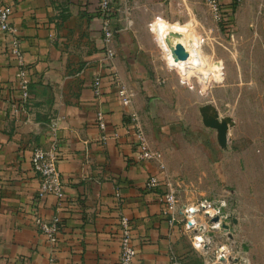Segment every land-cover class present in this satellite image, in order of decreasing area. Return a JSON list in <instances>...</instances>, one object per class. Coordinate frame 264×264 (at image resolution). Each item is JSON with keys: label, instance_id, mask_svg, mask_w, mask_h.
I'll list each match as a JSON object with an SVG mask.
<instances>
[{"label": "crops", "instance_id": "1", "mask_svg": "<svg viewBox=\"0 0 264 264\" xmlns=\"http://www.w3.org/2000/svg\"><path fill=\"white\" fill-rule=\"evenodd\" d=\"M99 2L0 0L12 8L11 23L21 38L31 92L27 113H14L11 102L20 99L18 67L9 50V39L0 35V264H48L49 246L35 222H50L57 216L61 221L57 264H119L120 214L133 224L134 264H169L171 251L183 254V243L191 242L180 226L171 227L164 215L162 188L146 189L147 180L159 173L158 164L139 159L131 114L139 117L151 149L162 153L181 202L198 201L204 192L201 182L214 179L212 167L203 166L220 161L223 180L236 179L233 172L241 177V168L236 171L233 166L245 165V181L237 185L239 191L229 194L235 202V207L231 206L236 214L234 232L251 222L244 215L246 211L264 212V192L258 191L264 188V44L244 45L238 50L243 56L239 68L244 86L236 91L221 86L215 91L221 105L232 110L235 121L227 146L221 147L217 130L199 125L196 115L187 130L180 122L165 123L163 118L170 111L165 103L179 99L171 101L149 71L156 62V48L176 31L164 23L185 26L188 36L198 42L203 58L209 60L201 50V38L187 28L192 24L197 27L198 1L138 0L128 19L123 12L117 14L116 56L111 64L104 61ZM222 2L229 4L231 0ZM260 7L264 10V5ZM224 12L228 20L232 14H226L229 9ZM236 19L238 30L254 32L264 42V35L255 28L254 12L247 16L240 13ZM155 20L159 27L154 33ZM228 51L227 47L219 55L229 58ZM216 54L211 50L208 56L214 58ZM175 58L189 62L179 61L183 59L177 53ZM197 62L192 60L191 65L197 67ZM252 69L260 75L255 78L254 92L247 86L251 85L248 74ZM191 73L209 79L207 70ZM115 75L133 94L129 108L121 104ZM96 78L101 80L99 99L93 90ZM99 110L105 114L106 142L101 140L96 121ZM54 121L55 135L51 130ZM213 134L218 146H209L205 140ZM188 135L192 142L182 145ZM200 135H206L205 139ZM54 142L61 155L58 167L65 184L62 202L51 195L38 197L40 180L31 163L35 148L49 149ZM214 148L221 151L217 156ZM258 172L262 180L256 176ZM192 179L197 183L188 186L185 182ZM242 188L247 191L242 192Z\"/></svg>", "mask_w": 264, "mask_h": 264}, {"label": "rangeland", "instance_id": "2", "mask_svg": "<svg viewBox=\"0 0 264 264\" xmlns=\"http://www.w3.org/2000/svg\"><path fill=\"white\" fill-rule=\"evenodd\" d=\"M197 1L199 22L197 24V27L192 24L191 26H187V28L193 34L197 35V37L201 38V50L204 56L208 57L209 60H205L200 53L198 46L191 43L190 39H195L193 37L191 38V36H188L189 31L185 29V26L162 22L171 27L173 30H176L172 31L175 33L170 32L171 30L168 32V34L172 33L173 35H179L177 37L172 36L173 38L175 37L176 39L178 38L177 40L186 41V44H188V46L190 47L191 55L190 57L184 58L183 60L179 59V61L188 59L189 62L184 61L186 62L185 64L178 62V59L176 60L175 57L170 52H168L166 47L163 45L164 42H162L163 44H160L159 46L162 47L166 53H164V50L160 47L156 48V62L151 64L149 71L155 79L158 78V80L160 81V87L165 89L166 96H169L171 101L176 100V98L179 99L175 102L169 101L165 103V105L170 109L167 117L163 118L165 123L180 122L185 125L184 127H186L187 130L192 124H194L195 117L197 118V123L199 125L205 126V116L208 115L209 117L215 116L222 121H227L230 124V128H233L235 126V121L232 116L233 112L232 110H230V108H226L224 107V105H221L219 97L217 98L215 91L221 86H228V89H230L231 91H236V88L242 85L243 80L245 81L244 77L240 79V76L242 77V74L239 68V62H243V56L242 53L238 52V50H241L244 45H257L259 43L264 44V42L262 43L259 37L255 36L254 32L252 33L250 31H247L245 34L242 33L241 30H238L236 18L240 17V13H245L247 16L248 12H254L255 28L260 35H264V10L260 9V6L264 5V0H231L230 3H232L233 8L229 9V13L232 15L228 20L224 19V22L222 23H217L213 19L211 12L209 11V8L207 6V0ZM167 8L168 7H165V10L168 12ZM223 15H225L224 11ZM248 19H246V26L249 24ZM152 25L153 32L155 33V30L159 27V22H156L155 20L153 21ZM180 28L185 30L184 34L183 31L180 30ZM235 28L237 29L235 30ZM231 29L234 30L231 31ZM228 30L229 32H226ZM230 35L234 36V40H230ZM169 36H167L168 42ZM180 36L183 38H181ZM175 38L173 39V41H176ZM227 47L230 50V52L228 51L229 58L224 59L219 54L220 52H222V50L227 51ZM211 50L217 53L214 58L208 56V53ZM160 58H162L163 61ZM195 59L198 60L197 66H206L205 70H207L209 74L208 81L200 76H196L191 73L196 72L190 67L191 61H195ZM248 75V79L251 85L247 86L253 89L252 92H254V89L257 88L254 85L255 78H258L260 75L258 73L256 74L253 69L249 71ZM221 77L222 80H224L218 82L217 80ZM169 78H171L172 82L169 81ZM190 109L192 110L190 111ZM200 136H204L205 139L206 135ZM204 139L200 137L199 140ZM174 140V142L177 144L182 143L183 141L182 145H187L188 143L190 144L192 142V140L189 139V135L188 138H184L182 141L179 139ZM205 140H207L209 146H218L215 134ZM213 152L214 155L217 156L221 151L220 149L214 148ZM211 167L214 172V179L206 183L201 182V190H203L204 192L196 199H223L230 197L231 206L235 207V202L229 194L232 190L237 189L239 191L237 185L239 184V182L243 183L245 181V165L237 164L233 166L234 168H236V171L237 169L239 170V168H241L242 170L241 177H237V174L231 170V174L233 172V176H236V179L234 180H223L221 178L220 161H216L212 165L203 166L204 169ZM192 175H194L193 177L195 178L196 173H193ZM256 176H258V179L260 180L262 175L260 174V172H258ZM185 183L190 186L192 183L196 184L197 182L196 179H192L186 181ZM246 189L247 188H242V192H246ZM258 191L264 192V188H260ZM185 199V197H182V200ZM244 215L247 216V218L250 219L251 222H248L245 228L241 229L237 227V230L234 232V243L232 245L233 248L231 252L232 258L238 257L240 260H242L243 264H264V212L250 213L249 211H246ZM186 241L187 240H185V242L183 243V254H177L182 264H213L214 260L212 256V250H210L208 254L204 252H198L192 247L190 243H188V241ZM216 247H218L217 243L214 244L212 249L214 250ZM231 263L233 264L234 261Z\"/></svg>", "mask_w": 264, "mask_h": 264}, {"label": "built area", "instance_id": "3", "mask_svg": "<svg viewBox=\"0 0 264 264\" xmlns=\"http://www.w3.org/2000/svg\"><path fill=\"white\" fill-rule=\"evenodd\" d=\"M137 1L118 0L117 2L115 0H100L99 2L98 10L102 17L101 34L105 54L104 61L108 64H111L116 56L114 41L118 30L114 26V19L121 12H123L124 18L128 19ZM207 6L217 23L224 22L225 18L221 7V0H207ZM11 16L12 8L0 3V35L9 39V50L14 56L18 67L17 78L20 99L18 102H11V107L14 113L20 114L27 113L30 106L31 92L30 82L27 78L25 54L21 48V38L18 30L11 23ZM160 48L163 49L162 47ZM164 53H166L165 50ZM115 76L119 87L118 95L121 104L125 108H129L132 105L133 94L122 83L121 79L117 75ZM93 90L95 97L99 99L102 96L101 80L99 78L95 79ZM1 103H3V100L0 98ZM131 116L135 125L139 159L157 162L158 164L159 173L152 175L147 180L146 189L154 191L162 188L163 213L167 216L170 226L179 225L182 234L190 239L191 245L196 251L208 254L212 250L213 264H232L231 262L233 261V264H241V260L238 257L232 258L231 253L234 243L233 235L236 214L231 210L230 200L228 198H205L192 203L181 202L174 180L167 175L162 153L151 149L140 124L139 117L136 114H131ZM96 121L101 132V140L106 142L108 140L106 135L107 124L102 110L97 111ZM51 130L55 135L57 132L56 121L51 124ZM60 160L61 155L56 142L49 149L37 147L33 150L31 163L33 170L40 180L39 198L51 195L56 197L59 202L65 200V184L58 167ZM60 224L61 221L58 216L50 222H44L40 219H36L35 222L38 232L43 236L46 245L49 246L48 264H57L56 244L58 243ZM119 227V264H134L137 253L132 239L133 224L127 216L120 214ZM215 243L218 244V247L213 250L212 247ZM169 264H182L179 257L173 251L170 252Z\"/></svg>", "mask_w": 264, "mask_h": 264}, {"label": "bare ground", "instance_id": "4", "mask_svg": "<svg viewBox=\"0 0 264 264\" xmlns=\"http://www.w3.org/2000/svg\"><path fill=\"white\" fill-rule=\"evenodd\" d=\"M167 31V30H166ZM156 36V35H155ZM172 36H175V37H177V36H179V35H170L169 36V42L167 41L168 39L165 37V39H164V46L166 47V49L168 50V52H170L174 57L176 56V53L177 54H179L180 55V58L181 59H184V58H182V57H185V58H187V57H190V55H191V50H190V47L188 46V44H186V41H181V40H177L175 37V39H176V41L174 40L173 41V37ZM181 37V36H180ZM181 38H183V37H181ZM157 39V38H156ZM158 41V40H157ZM190 41H191V43L192 44H194V45H196V46H198V43L196 42V40H191L190 39ZM159 43V42H158ZM175 43H176V45H175ZM192 48V47H191ZM180 50V51H179ZM176 59V58H175ZM174 61V60H173ZM183 63H186V62H183ZM201 64V63H200ZM174 65V64H173ZM194 71H196V72H204L205 71V66H197V67H195V66H190ZM201 69H203V70H201Z\"/></svg>", "mask_w": 264, "mask_h": 264}, {"label": "water", "instance_id": "5", "mask_svg": "<svg viewBox=\"0 0 264 264\" xmlns=\"http://www.w3.org/2000/svg\"><path fill=\"white\" fill-rule=\"evenodd\" d=\"M204 124L205 126L217 130L218 133V142L221 147H226L228 143V132L230 129V124L227 121H222L217 117L205 116Z\"/></svg>", "mask_w": 264, "mask_h": 264}, {"label": "trees", "instance_id": "6", "mask_svg": "<svg viewBox=\"0 0 264 264\" xmlns=\"http://www.w3.org/2000/svg\"><path fill=\"white\" fill-rule=\"evenodd\" d=\"M221 7H222V10L223 11H225V10H227V9H230V8H233V6H232V3H227V4H225V3H223L222 2V4H221ZM232 10V9H231ZM225 13V12H224ZM226 14H230L229 12L228 13H226ZM226 32H229V30L228 31H226Z\"/></svg>", "mask_w": 264, "mask_h": 264}]
</instances>
